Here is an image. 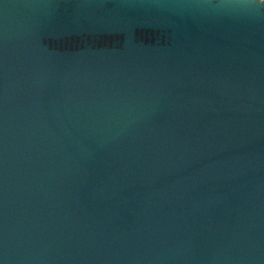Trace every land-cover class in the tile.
<instances>
[{
  "label": "water",
  "instance_id": "obj_1",
  "mask_svg": "<svg viewBox=\"0 0 264 264\" xmlns=\"http://www.w3.org/2000/svg\"><path fill=\"white\" fill-rule=\"evenodd\" d=\"M0 264H264V0H0Z\"/></svg>",
  "mask_w": 264,
  "mask_h": 264
}]
</instances>
